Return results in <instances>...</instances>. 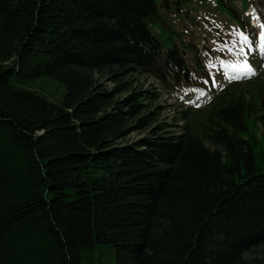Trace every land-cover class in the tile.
<instances>
[{"label":"trees","instance_id":"16d2710c","mask_svg":"<svg viewBox=\"0 0 264 264\" xmlns=\"http://www.w3.org/2000/svg\"><path fill=\"white\" fill-rule=\"evenodd\" d=\"M185 1L0 0V264H95L102 246L114 264H264L248 104L218 96L200 125L186 109L169 131L132 84L198 83L152 30Z\"/></svg>","mask_w":264,"mask_h":264},{"label":"rangeland","instance_id":"374dc122","mask_svg":"<svg viewBox=\"0 0 264 264\" xmlns=\"http://www.w3.org/2000/svg\"><path fill=\"white\" fill-rule=\"evenodd\" d=\"M152 24V30L167 47L175 46L180 50L190 73L198 82L172 84L166 88L152 75L134 74V87L150 88L156 94L146 100L151 106L159 105L155 121H165L169 131L179 129L176 123H184L183 111L189 109L188 118L200 125L218 96L242 98L248 104L245 134L256 138V164L264 167V41L260 37L264 30L261 28L264 24V2L188 0L182 3L179 10L159 7ZM241 32L249 38V43H241L238 35ZM241 47L245 49L246 56L237 54ZM245 59L255 75L230 79L235 73L224 64ZM39 79L37 88L51 99L59 98L60 101L65 92L64 85L47 77ZM101 81L107 88L113 86L112 81ZM147 130H132L126 140L136 139ZM249 141L252 142L251 139ZM261 247L249 251L247 256L256 255ZM95 256V264H114L113 247L97 248Z\"/></svg>","mask_w":264,"mask_h":264},{"label":"snow or ice","instance_id":"6c2138e0","mask_svg":"<svg viewBox=\"0 0 264 264\" xmlns=\"http://www.w3.org/2000/svg\"><path fill=\"white\" fill-rule=\"evenodd\" d=\"M261 28L264 29V24L261 25ZM240 37V41L242 44H247L249 43V38L244 35V33H238ZM261 40L264 41V30L261 31L260 33ZM230 52L232 51L231 48L228 49ZM238 55H245L246 52L243 47L238 49L237 52ZM225 67L231 68L232 71L235 73V75L231 76L230 79H239L241 77H249L252 75H255L254 70L251 68V66L248 64L247 60L243 61H236V62H230L227 64H224Z\"/></svg>","mask_w":264,"mask_h":264},{"label":"bare ground","instance_id":"6f19581e","mask_svg":"<svg viewBox=\"0 0 264 264\" xmlns=\"http://www.w3.org/2000/svg\"><path fill=\"white\" fill-rule=\"evenodd\" d=\"M255 23V22H254Z\"/></svg>","mask_w":264,"mask_h":264}]
</instances>
